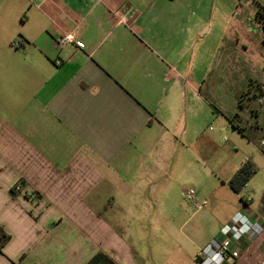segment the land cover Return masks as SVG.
Here are the masks:
<instances>
[{
    "label": "crops",
    "instance_id": "obj_1",
    "mask_svg": "<svg viewBox=\"0 0 264 264\" xmlns=\"http://www.w3.org/2000/svg\"><path fill=\"white\" fill-rule=\"evenodd\" d=\"M230 5L256 17L264 0H18L0 10V264H149L153 236L155 264H198L223 231L244 233V218L264 226L261 198L246 205L249 193L228 186L243 160L213 165L209 125L221 114L231 127L239 112L237 100L222 113L213 92L250 65L230 67L231 49L250 42L231 43ZM71 33L75 43L59 48ZM243 79L242 92L264 91ZM259 107L250 113L264 120ZM185 187L206 202L187 221L206 222L182 235ZM243 246L230 264H264V230Z\"/></svg>",
    "mask_w": 264,
    "mask_h": 264
},
{
    "label": "rangeland",
    "instance_id": "obj_2",
    "mask_svg": "<svg viewBox=\"0 0 264 264\" xmlns=\"http://www.w3.org/2000/svg\"><path fill=\"white\" fill-rule=\"evenodd\" d=\"M18 0H0V10L4 6L17 4ZM220 14V12H215L214 15ZM228 19H229V37L231 43H234L236 38H240L242 41H246V38L249 37L250 42L247 44L246 51H233L231 49L230 53L236 54L231 58V68L233 63L242 67L244 63H250L244 68L243 71L236 69L233 70L231 76H225V79L228 78L229 85L224 83V85L219 84V90L213 92L214 100L213 104L222 111V113L229 114V111L232 107H235V104L238 100V97L242 91L247 90L248 81L243 82V78L247 76V79H253L255 81L263 82L264 81V23L258 22L256 17H254L253 8L240 9L230 5L228 10ZM18 22L23 20L22 15L12 17V20ZM232 71V70H231ZM216 78H224L217 76ZM253 83V84H254ZM249 99L244 101L249 105V109L245 111L244 117L246 123L245 127L253 124L256 127H260V134L264 139V120L262 115L253 116L251 112L258 110V97L259 91L255 89V86H250ZM205 94H210V92L205 91ZM260 108V107H259ZM251 109V110H250ZM213 131H210L212 134V139L215 145V155L213 160V165L217 161H220V166H223L222 170L229 169L235 162L240 160L249 159L255 166L257 173L251 177L248 185L244 188V191L249 193L248 195L253 200L254 204L257 203L264 193V153H262L253 141L249 142L247 139L241 137L237 131L232 129L227 123L225 118L221 114H217L213 122L209 125ZM250 139L253 137L250 135V132L246 133ZM262 137L259 138V142L262 141ZM257 140V137L254 138ZM204 181L210 185V182ZM188 189L189 187H185ZM183 203L188 207V211L182 212V214L175 220L176 228L181 227L182 235L189 234L190 231H194V225L198 229L200 226L204 225L206 219L199 215L192 220H188L189 213L191 214L194 211L201 210L205 206H199L197 209L191 207L188 203L183 201ZM187 221V222H186ZM173 222L172 219L166 221L167 224ZM154 236L150 237L149 251L147 255L149 257V264H155L158 262L156 255L154 254ZM139 262L143 261L138 258Z\"/></svg>",
    "mask_w": 264,
    "mask_h": 264
},
{
    "label": "built area",
    "instance_id": "obj_3",
    "mask_svg": "<svg viewBox=\"0 0 264 264\" xmlns=\"http://www.w3.org/2000/svg\"><path fill=\"white\" fill-rule=\"evenodd\" d=\"M75 35L65 34L56 38V44L59 48H62L68 43H75ZM20 43L14 41L12 46L18 48ZM61 61L56 60L55 65H60ZM264 144V141H262ZM15 192L21 190V185L17 184L13 187ZM183 199L193 208L197 209L199 206H204L206 202L198 203L195 198V190L188 188L182 192ZM245 204L248 205L251 202L249 195L243 196ZM241 225L245 228L244 233H240L238 237H234L228 230L223 231L222 237L214 238L207 243L198 253L196 261L198 264H230L235 261L241 255L243 251L244 241L250 234L258 236L263 230L264 226L261 222H255L248 218H244L241 221ZM235 226V225H234ZM237 228V226H236ZM241 229V228H240ZM248 233V234H247Z\"/></svg>",
    "mask_w": 264,
    "mask_h": 264
},
{
    "label": "trees",
    "instance_id": "obj_4",
    "mask_svg": "<svg viewBox=\"0 0 264 264\" xmlns=\"http://www.w3.org/2000/svg\"><path fill=\"white\" fill-rule=\"evenodd\" d=\"M256 19L258 22L264 23V6L258 5V9L256 12ZM259 94L258 97V104L261 108H263V116H264V91L262 89H258ZM250 89L246 92H242L239 95L238 98V109L239 112L233 115L232 117L228 118L229 123L231 124V127L238 130L243 136H245L249 141H253V143L256 145V147L264 153V144H261V142L264 140L262 138V141L259 142V140L250 139L249 136L245 132L244 123H246L244 113L246 110L249 109V105L245 103L244 101L246 99H249V93ZM257 173V170L253 163L250 160H245L241 163L239 168L236 170V172L233 174V176L228 181V186L231 188V190L235 193H240L245 186L248 184L249 180L253 175ZM242 202L245 204V201L243 199V196L241 197ZM261 212L264 217V193L261 197ZM9 240V235H7L3 230H0V253L2 252V248Z\"/></svg>",
    "mask_w": 264,
    "mask_h": 264
}]
</instances>
